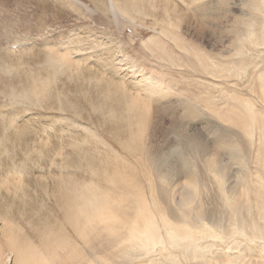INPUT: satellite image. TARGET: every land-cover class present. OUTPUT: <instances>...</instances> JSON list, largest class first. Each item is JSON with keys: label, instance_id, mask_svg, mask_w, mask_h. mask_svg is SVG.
<instances>
[{"label": "bare ground", "instance_id": "obj_1", "mask_svg": "<svg viewBox=\"0 0 264 264\" xmlns=\"http://www.w3.org/2000/svg\"><path fill=\"white\" fill-rule=\"evenodd\" d=\"M56 1L59 10L70 5V8L73 5L83 8L86 3L78 0ZM170 3L169 0L105 1L106 9L114 14L117 11L122 15L135 12L152 16L155 20L161 18L158 21L175 22L174 17L172 19L155 13L161 8L166 10ZM99 6L102 7L97 3L96 8ZM170 6L172 10L178 9L174 3ZM94 20L100 21V18ZM246 36L240 39L237 54L245 52V45H253L258 50L264 42L251 32ZM43 53L47 54L45 61L42 60L40 68L31 72L13 69L2 60L5 65L0 64V73L7 77L3 93L10 100H26L27 104L43 107L44 113L56 110L77 115L80 104L85 103L90 112L77 117H92L94 113L97 121L102 119L113 125V133L108 139L112 140L113 148L122 154L102 150L101 141L96 137L100 129L95 119L89 127H85V123L84 127L77 123L79 128L72 124L77 131L82 129L88 132L81 134L87 137L92 153L83 147L86 141L62 143L49 135L52 133L47 132L43 136L37 132V128L33 132L19 127L13 135H9L6 131L11 126L7 124L10 121L1 119L0 151H14L17 144L26 142L25 145L30 146L21 149L24 154L46 152L49 154L47 165L58 167L59 171L48 175L49 196L53 202L50 211L55 210L57 218L49 219L48 213L39 223L31 226L32 232L26 233L18 230L9 217H0V264H264V110L261 109L263 121H259L260 115L255 113L261 106L264 108L263 64L255 63L253 70L247 72L242 64L213 65L211 62L213 70L208 71L209 74L214 76V73L221 72L225 80H241L237 85L242 84L241 87L251 91L257 100L254 102L246 97L227 94L224 99L212 102L215 115L210 113L207 119L217 133L214 142L229 151L227 160L226 154L210 148L208 137H202L199 132L193 138H182L190 150L197 148V161L190 162L180 155L178 148H174L173 153L179 157V165L193 166L196 170L189 174L186 185L188 192L177 200L175 197L171 199L179 220L174 219L175 214L168 210L167 200L170 197L165 185L154 190V193L149 192L159 223L151 215L153 209L138 198L137 188L131 185L132 179L125 176L138 163L135 157L139 155L143 156L145 169L148 174H153L154 180L162 181L166 176L163 171H168L173 162L172 158L159 161L157 151L160 152V147L151 134L153 112L146 98L151 97L152 91L155 92L152 88L155 86L154 78L144 72L141 74L142 78L145 77L144 81H149L146 98L127 91L122 82L104 79L99 75L97 81L95 78L97 83L94 81L87 89L88 97L83 93L77 103L65 101L60 97L63 94L59 95L58 89H54L56 75L66 70H62L58 61V56L63 55L49 47ZM109 59V67L115 71L122 68L112 62L113 57ZM247 73L250 74L247 76ZM84 78L80 79L83 81ZM234 99L239 105L230 102ZM116 103L123 105L120 117L113 114V105ZM49 115H45L48 121L44 123L43 131L55 125V119ZM231 122L241 128L242 134L236 128L233 130ZM242 135L243 139L240 138ZM180 139L181 136H178ZM76 147L83 152L82 157ZM247 147L252 152L250 163L247 161L250 153ZM231 156L237 165L233 171L228 163ZM204 170L214 185L226 220L223 217L211 219L203 207ZM7 184L12 185L7 182L8 187ZM191 198L193 204L190 203ZM167 245L178 248L182 261Z\"/></svg>", "mask_w": 264, "mask_h": 264}, {"label": "rangeland", "instance_id": "obj_2", "mask_svg": "<svg viewBox=\"0 0 264 264\" xmlns=\"http://www.w3.org/2000/svg\"><path fill=\"white\" fill-rule=\"evenodd\" d=\"M78 1L86 2L85 6L82 8L73 5L74 8L71 9L70 5L65 6L64 10H59L60 6L58 7L56 0H0V64L3 66L6 63L13 69L31 72L40 68L42 60L45 61L47 54L43 52L47 47L61 53L63 56H58V61L62 70H66L56 75L54 89H58L59 95L63 94L60 95L62 100L76 103L81 94L84 93L88 97L87 89L97 81L99 75L104 79L122 82L127 91L137 93L142 98H146L149 81H144L145 77L142 78L141 74L144 72L154 78L155 86L152 88L155 92L152 91L151 97L146 98L153 112L151 134L154 135L153 140L159 145L160 152L157 151V145L154 148L159 153V161L172 158L173 162L168 171H163L166 176L162 181L154 180L153 174H148L145 169L143 156L139 155L135 157L138 158V163L133 165L125 176L132 179L131 185L137 188L138 198L153 209L151 215L157 222L159 219H156L149 192L154 193V190L165 185L170 197L167 200L168 210L175 214L174 219L179 220L176 218V207L171 199L175 197L177 200L188 192L186 185L189 174L196 169L193 166L179 165V157L173 150L178 148L182 157L190 162L197 161V148L190 150L182 138H193L195 133L199 132L202 137H208L210 148L218 153L224 152L226 160L229 157V151L214 142L217 133L207 119L208 114L215 115L212 102L224 99L227 94L246 97L254 102L256 97L251 91L242 88V84L237 85L241 80H225L221 72L212 76L208 71L213 70L211 62L213 65L242 64L247 72L253 70L255 63L264 65V42L258 50L253 45H245L244 55L237 54L236 50L240 39H245L247 33L251 32L258 40H264V0H169L170 4L177 5L176 11L172 10L169 4L166 10L161 8L155 12L156 15L172 19L174 17L173 20L177 22H162L158 21L159 18L155 20L152 16L135 12L122 15L117 11L119 16L118 13L114 14L106 9V0ZM97 3L102 7L96 8ZM96 17H99L100 21H95ZM111 57L113 63L122 67L120 70L115 71L108 66ZM2 60L6 62L3 64ZM116 66L119 69V66ZM139 70L141 72L136 73ZM249 74L247 73V76ZM81 77L84 78L83 81ZM0 78V116H3L0 120L10 121L7 124H11L6 133L13 135L20 128L31 131L37 128L38 133L43 136L47 132L52 133L49 135L62 143L86 141L82 145L92 153L93 149H90V143L84 135L86 131L75 129L78 124L89 127L93 125V119L96 120L94 113L92 117H77L79 114L86 116L90 112L85 103L80 104L77 115L56 110L53 113H44L43 107L27 104L26 100H21V103L19 100L8 99L3 93L6 74L0 73ZM230 102L239 105L236 99ZM113 106V114L120 117L123 105L116 103ZM261 109L264 110L262 106L255 110L256 115H260L259 121H263ZM44 114H50L49 116L55 119V125L51 126L50 130L43 131V125L48 121ZM95 123L100 129L96 137L101 141L102 150L118 153L117 149L113 148L112 140L108 139L113 133V125L108 121L103 122L102 119L96 120ZM72 124L75 126L72 127ZM231 126L233 130L236 128V131L241 133V128L236 124L231 122ZM178 136H181L180 140ZM240 138L243 139V135ZM25 143L17 144L14 151H0V179L4 180L0 181V217H9L18 230L30 233L31 226L39 223L48 213L49 219L57 218V212L50 211L53 202L49 196L48 175L58 173L59 170L58 167L47 165L49 154L46 152L24 154V150L30 146ZM23 148L24 150H21ZM75 149L81 151L79 147ZM247 149L248 153L250 152L247 161L250 163L252 152L248 147ZM82 154L81 151L79 156L82 157ZM119 154L122 152L119 151ZM81 162L84 163L82 160ZM228 163L232 171L237 169L232 156ZM203 174V207L211 219L223 217L226 220L214 185L205 170ZM7 182L12 184H7L11 189L6 186ZM190 203L193 204V199ZM223 223L227 224L224 221ZM163 239L165 240L164 232ZM169 250L177 254L178 259L182 261L177 247Z\"/></svg>", "mask_w": 264, "mask_h": 264}]
</instances>
